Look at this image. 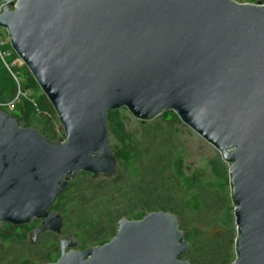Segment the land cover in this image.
I'll return each instance as SVG.
<instances>
[{"label": "water", "instance_id": "water-1", "mask_svg": "<svg viewBox=\"0 0 264 264\" xmlns=\"http://www.w3.org/2000/svg\"><path fill=\"white\" fill-rule=\"evenodd\" d=\"M0 29L63 132L47 141L0 110V225L59 235L55 197L79 172L110 178L105 115L172 112L227 166L231 264H264V5L233 0H16ZM58 241L48 264H188L175 216L118 220L106 244Z\"/></svg>", "mask_w": 264, "mask_h": 264}, {"label": "trees", "instance_id": "trees-1", "mask_svg": "<svg viewBox=\"0 0 264 264\" xmlns=\"http://www.w3.org/2000/svg\"><path fill=\"white\" fill-rule=\"evenodd\" d=\"M11 1L0 0V4ZM0 50L8 53L3 62L10 67L16 55L7 42ZM9 70L18 74L17 84L0 61V110L20 128H32L50 142L63 141V136L56 137L50 118L56 117L55 112L30 73L24 66L20 73L15 67ZM18 92L14 114L8 113L2 105L13 101ZM123 109L105 115L112 140L109 147L117 162L115 175L90 178V174L79 172L68 182L50 207L62 218L60 233L71 236L76 250L81 251L106 244L122 218L139 221L147 213L167 212L175 216L177 229L188 243L182 260L188 264H231L235 230L226 164L216 154L208 161V170H190L174 128L180 123L175 114L164 112L151 121L138 122L136 132L126 128ZM220 206L223 210L218 220L215 214ZM217 221V233L210 234ZM38 224L32 220L18 227L0 225V264H48L58 259L59 240L52 233L39 234L27 244V235Z\"/></svg>", "mask_w": 264, "mask_h": 264}, {"label": "rangeland", "instance_id": "rangeland-1", "mask_svg": "<svg viewBox=\"0 0 264 264\" xmlns=\"http://www.w3.org/2000/svg\"><path fill=\"white\" fill-rule=\"evenodd\" d=\"M233 1H235L236 3H239V4H250V5L260 4V5H264V0H233ZM3 32L4 31L2 29H0L1 35H3ZM2 39L5 40L4 36H2ZM16 69L20 73V70L22 69V67L19 66ZM5 110L8 113L14 114V106H11L9 108H5ZM124 114L127 116L126 128L129 130L137 132L138 131L137 123L139 121L135 120L125 110H124ZM50 118L52 120L54 129H55L56 137L62 138L63 132L61 130V127H60L56 117L51 116ZM174 128H176V130L178 132V140L180 141V143H181V145L185 151V158H184L185 165L188 166V168L190 170H193L196 168H203V167L207 168V170H208L209 169L207 166L208 161L211 160L216 154L218 155V153L209 144H207L205 141H203L200 137H198L195 133H193L188 127L183 125L181 122L179 124L175 125ZM108 140H109V144H112V140H111L110 136H108ZM209 179L211 180L212 178L209 177ZM213 189L217 193V195H219V191L216 190L215 188H213ZM220 195H221V191H220ZM222 210H223L222 206L218 207V210L216 211V214H215L217 219L221 217ZM184 222H186V221H184ZM183 224L186 225V223H183ZM218 225L219 224L217 221V225L214 224V226L212 228H210L209 233L210 234H216L217 229H218ZM65 237L66 236H63L62 233H60L59 235H56L57 240H61ZM27 244H31V240H30L29 235H27ZM75 249H77V247Z\"/></svg>", "mask_w": 264, "mask_h": 264}, {"label": "built area", "instance_id": "built-area-1", "mask_svg": "<svg viewBox=\"0 0 264 264\" xmlns=\"http://www.w3.org/2000/svg\"><path fill=\"white\" fill-rule=\"evenodd\" d=\"M15 1H16V0H12L11 2H15ZM5 3H6V2H5ZM2 4H4V3H1L0 6H1ZM3 35H4L5 40H3L2 37L0 36V47H1L5 42H7V37H6L5 31L3 32ZM6 55H8L7 52H3V51L0 50V61H1V63L3 64V66L8 70V72L10 73V76L12 77V79L14 80V82L17 84L18 79H19V78H18V74H17L16 72L12 73V72L9 70V68H10V67H15V68H17V67H19V66L22 67V66H23L22 61L16 56V58L11 62V66L9 67V66H7V65L3 62V57L6 56ZM19 94H20V93L18 92L17 95L15 96V98H14L13 101H11V102H9V103H6V104L2 105V107H4V108H9V107L13 106V103L16 101L17 96H18Z\"/></svg>", "mask_w": 264, "mask_h": 264}]
</instances>
